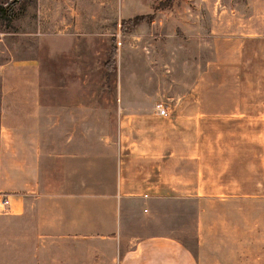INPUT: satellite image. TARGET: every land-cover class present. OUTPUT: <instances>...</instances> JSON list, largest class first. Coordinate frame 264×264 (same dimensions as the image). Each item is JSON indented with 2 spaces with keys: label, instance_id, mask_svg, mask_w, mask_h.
<instances>
[{
  "label": "crops",
  "instance_id": "obj_1",
  "mask_svg": "<svg viewBox=\"0 0 264 264\" xmlns=\"http://www.w3.org/2000/svg\"><path fill=\"white\" fill-rule=\"evenodd\" d=\"M10 40L0 36V264H264L261 69L224 65L238 94L221 114L179 103L172 132L154 104L118 103L107 134L96 103L66 101L64 80L56 89L53 37L34 53Z\"/></svg>",
  "mask_w": 264,
  "mask_h": 264
},
{
  "label": "rangeland",
  "instance_id": "obj_2",
  "mask_svg": "<svg viewBox=\"0 0 264 264\" xmlns=\"http://www.w3.org/2000/svg\"><path fill=\"white\" fill-rule=\"evenodd\" d=\"M164 1L0 0L10 15L0 36L32 53L53 37L56 89L64 80L66 101L96 103L107 134L118 128V103L145 111L157 101L168 107L167 130L178 131L179 103L221 114L236 98L222 83L225 64L255 65L264 78V0ZM261 93L264 127V79ZM207 123L200 120L204 130Z\"/></svg>",
  "mask_w": 264,
  "mask_h": 264
},
{
  "label": "built area",
  "instance_id": "obj_3",
  "mask_svg": "<svg viewBox=\"0 0 264 264\" xmlns=\"http://www.w3.org/2000/svg\"><path fill=\"white\" fill-rule=\"evenodd\" d=\"M152 113L158 116H167L168 107L162 101H157L154 103ZM0 207L4 209L10 208V197L8 194H2Z\"/></svg>",
  "mask_w": 264,
  "mask_h": 264
},
{
  "label": "trees",
  "instance_id": "obj_4",
  "mask_svg": "<svg viewBox=\"0 0 264 264\" xmlns=\"http://www.w3.org/2000/svg\"><path fill=\"white\" fill-rule=\"evenodd\" d=\"M172 2H173V0H165L164 2H162V5H164V6L170 5ZM9 16L10 15H8V12L6 11V8L3 7L2 5H0V19H4L5 18L6 22L9 24V20H10V18H8Z\"/></svg>",
  "mask_w": 264,
  "mask_h": 264
}]
</instances>
